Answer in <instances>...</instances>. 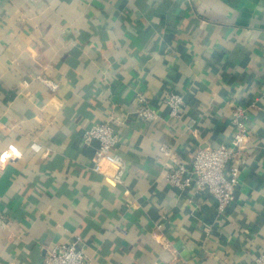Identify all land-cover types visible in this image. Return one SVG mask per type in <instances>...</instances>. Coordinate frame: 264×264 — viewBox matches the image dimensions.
I'll return each instance as SVG.
<instances>
[{
	"label": "crops",
	"instance_id": "crops-1",
	"mask_svg": "<svg viewBox=\"0 0 264 264\" xmlns=\"http://www.w3.org/2000/svg\"><path fill=\"white\" fill-rule=\"evenodd\" d=\"M171 90L185 100L178 119ZM139 93L158 120L138 117ZM233 104L249 107L251 137L219 214L212 194L171 185L164 163L229 145ZM107 119L125 183L96 171L99 143L83 142ZM5 155L0 264H40L75 235L91 264H253L264 255V0H0Z\"/></svg>",
	"mask_w": 264,
	"mask_h": 264
},
{
	"label": "built area",
	"instance_id": "built-area-1",
	"mask_svg": "<svg viewBox=\"0 0 264 264\" xmlns=\"http://www.w3.org/2000/svg\"><path fill=\"white\" fill-rule=\"evenodd\" d=\"M38 78L53 90L58 87L51 78L43 75H39ZM163 100L169 106L170 116L174 119L180 118L185 105L183 95L171 90ZM256 104L257 102H253L251 106ZM135 110L138 117L145 122H153L160 117L158 110L150 105L143 93L137 96ZM248 118L249 107L233 104L231 120L235 130L231 143L199 146L190 156L189 163L183 161L164 163L161 160L170 168L165 172L166 180L181 190L193 188L197 192L212 194L217 200L218 213L224 214L235 200L236 188L240 182L241 164L251 137ZM94 140L99 144L95 150L93 168L106 172L118 183H125L127 162L116 152L119 135L110 119L94 123L85 129L83 142L89 144ZM161 150L169 157L173 155L171 147L163 145ZM7 157L9 155L0 158V165ZM40 264H91V261L83 245L82 236L75 235L48 247ZM253 264H264V255L256 257Z\"/></svg>",
	"mask_w": 264,
	"mask_h": 264
}]
</instances>
